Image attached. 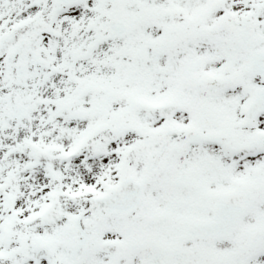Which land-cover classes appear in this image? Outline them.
I'll return each instance as SVG.
<instances>
[{
  "label": "snow or ice",
  "instance_id": "obj_1",
  "mask_svg": "<svg viewBox=\"0 0 264 264\" xmlns=\"http://www.w3.org/2000/svg\"><path fill=\"white\" fill-rule=\"evenodd\" d=\"M0 264H264V0H0Z\"/></svg>",
  "mask_w": 264,
  "mask_h": 264
}]
</instances>
